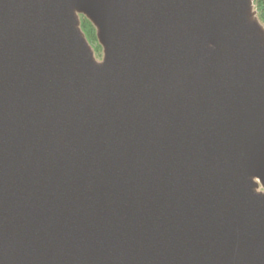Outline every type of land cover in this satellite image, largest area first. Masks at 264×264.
I'll return each instance as SVG.
<instances>
[{
    "label": "water",
    "instance_id": "water-1",
    "mask_svg": "<svg viewBox=\"0 0 264 264\" xmlns=\"http://www.w3.org/2000/svg\"><path fill=\"white\" fill-rule=\"evenodd\" d=\"M253 10L0 0V264H264Z\"/></svg>",
    "mask_w": 264,
    "mask_h": 264
},
{
    "label": "trees",
    "instance_id": "trees-1",
    "mask_svg": "<svg viewBox=\"0 0 264 264\" xmlns=\"http://www.w3.org/2000/svg\"><path fill=\"white\" fill-rule=\"evenodd\" d=\"M252 1H254V4L257 3L258 7H261L264 0H252ZM79 20H81V29L87 38L86 40H88L89 43L91 44H95L97 50H100L95 40V30L93 29V26L86 19H84V17H81Z\"/></svg>",
    "mask_w": 264,
    "mask_h": 264
},
{
    "label": "rangeland",
    "instance_id": "rangeland-1",
    "mask_svg": "<svg viewBox=\"0 0 264 264\" xmlns=\"http://www.w3.org/2000/svg\"><path fill=\"white\" fill-rule=\"evenodd\" d=\"M253 3H254V1H253ZM254 6H256V7L254 8V11L257 12V14H256V15H257V19H258L259 22L264 26V1H263V3H262L261 7H258V6H257V3L254 4ZM95 39H96V37H95ZM88 42H89V41H88ZM96 43H97V40H96ZM89 44L91 45L92 48H94L93 51H94V56H95V58H96V61H100V60L102 59V49H101V47H100L99 44L97 43V46L100 48V50H97L95 44H91V43H89Z\"/></svg>",
    "mask_w": 264,
    "mask_h": 264
},
{
    "label": "built area",
    "instance_id": "built-area-1",
    "mask_svg": "<svg viewBox=\"0 0 264 264\" xmlns=\"http://www.w3.org/2000/svg\"><path fill=\"white\" fill-rule=\"evenodd\" d=\"M254 8H255V6H254ZM256 12V11H255ZM256 14H257V12H256Z\"/></svg>",
    "mask_w": 264,
    "mask_h": 264
}]
</instances>
